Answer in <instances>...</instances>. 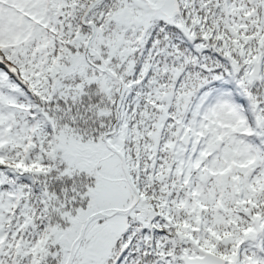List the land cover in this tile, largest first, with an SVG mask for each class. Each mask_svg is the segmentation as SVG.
I'll use <instances>...</instances> for the list:
<instances>
[{
    "label": "snow or ice",
    "instance_id": "6c2138e0",
    "mask_svg": "<svg viewBox=\"0 0 264 264\" xmlns=\"http://www.w3.org/2000/svg\"><path fill=\"white\" fill-rule=\"evenodd\" d=\"M0 264H264V0H0Z\"/></svg>",
    "mask_w": 264,
    "mask_h": 264
}]
</instances>
